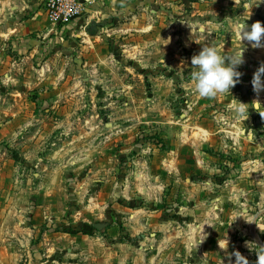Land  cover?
<instances>
[{"label": "rangeland", "instance_id": "374dc122", "mask_svg": "<svg viewBox=\"0 0 264 264\" xmlns=\"http://www.w3.org/2000/svg\"><path fill=\"white\" fill-rule=\"evenodd\" d=\"M85 3L78 27L42 2L27 39L0 37V264H234L236 250L256 264L264 48L238 24H264V0ZM206 46L244 49L240 83L214 99L191 80Z\"/></svg>", "mask_w": 264, "mask_h": 264}, {"label": "clouds", "instance_id": "9594fccd", "mask_svg": "<svg viewBox=\"0 0 264 264\" xmlns=\"http://www.w3.org/2000/svg\"><path fill=\"white\" fill-rule=\"evenodd\" d=\"M239 38L247 41L253 48H264V24L260 21L254 22L249 26L244 20L238 24ZM244 49L232 54L231 56L221 55L215 46L202 47L198 54L191 57V65L195 69L191 72V80L194 82V91L200 98L214 99L218 95H226L238 83H240L241 72L237 70L244 63ZM253 91L259 96L264 91V63H262L251 81ZM241 107L235 110L239 118L248 114L249 107L258 110L262 105L259 99L251 105L240 103ZM264 117V112H259ZM228 243V241H227ZM255 244V247L252 245ZM250 251H254L257 257L256 264H264V245L254 242L247 244ZM231 256L235 257L234 264H249V260L238 250ZM229 264H232L229 257Z\"/></svg>", "mask_w": 264, "mask_h": 264}, {"label": "crops", "instance_id": "0c3cea01", "mask_svg": "<svg viewBox=\"0 0 264 264\" xmlns=\"http://www.w3.org/2000/svg\"><path fill=\"white\" fill-rule=\"evenodd\" d=\"M42 2L43 0H0V37L11 38L12 41L19 38L22 40L27 39V34L32 29H38L43 22L40 20L42 19V11L40 9ZM91 11L92 14L90 13ZM93 12L92 6L91 8L88 6L80 18L68 25H76L78 27V24L82 25L86 20H92L94 17ZM16 48L23 50L27 49V46L19 44L18 47L16 45ZM262 165L264 167V160ZM255 230L257 238L264 243V212L258 218Z\"/></svg>", "mask_w": 264, "mask_h": 264}, {"label": "built area", "instance_id": "2783aa9c", "mask_svg": "<svg viewBox=\"0 0 264 264\" xmlns=\"http://www.w3.org/2000/svg\"><path fill=\"white\" fill-rule=\"evenodd\" d=\"M86 5L85 0H43L49 22L63 28L80 18L87 10Z\"/></svg>", "mask_w": 264, "mask_h": 264}]
</instances>
